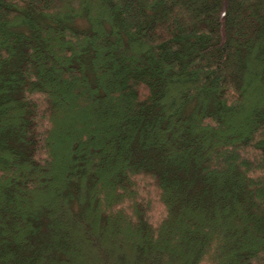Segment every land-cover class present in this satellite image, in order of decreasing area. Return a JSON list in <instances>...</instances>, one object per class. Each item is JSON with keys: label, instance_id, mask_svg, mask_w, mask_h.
<instances>
[{"label": "trees", "instance_id": "16d2710c", "mask_svg": "<svg viewBox=\"0 0 264 264\" xmlns=\"http://www.w3.org/2000/svg\"><path fill=\"white\" fill-rule=\"evenodd\" d=\"M0 264H264V0H0Z\"/></svg>", "mask_w": 264, "mask_h": 264}]
</instances>
